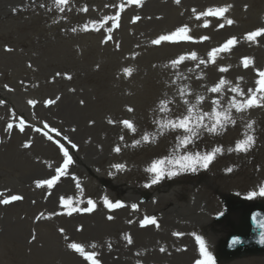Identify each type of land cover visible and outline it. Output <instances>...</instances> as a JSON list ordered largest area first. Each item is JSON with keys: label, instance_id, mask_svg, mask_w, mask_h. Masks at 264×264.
<instances>
[{"label": "rangeland", "instance_id": "1", "mask_svg": "<svg viewBox=\"0 0 264 264\" xmlns=\"http://www.w3.org/2000/svg\"><path fill=\"white\" fill-rule=\"evenodd\" d=\"M120 2L121 0H69L65 10L61 12L54 0H0V100L5 101L17 83L23 92H32L27 102L38 99L43 103L49 98L59 96L61 99L64 94L87 90L90 93L88 103H93L101 111V118H107L109 109L118 108L117 104H109L108 98L122 94L131 97L135 93V103L132 99H119V114L125 116L124 104L131 107L134 105L138 110H135L136 118L133 120L138 129L137 133L133 134L122 128V135L116 134L111 127L109 134L124 138L133 134L135 139H139L143 131L155 130L152 123L153 109L162 94L167 93L175 99L172 106L174 112L184 110L183 101L175 95L176 87L187 85L193 94L188 99L193 102L197 94L205 95L206 99L200 105L205 111L210 110L214 96L219 95L221 103L226 106L233 95L227 88L223 94L207 91L221 76L232 82L233 86L239 84L245 91L255 87L254 71L251 67L245 70L241 66V57L253 58L255 67L264 69V39L260 40L259 44H252L242 37L245 32L264 24V0H181L180 4H176L175 0H142V6L129 5L121 12L120 26L110 33L112 40L108 43L101 41L108 35L106 28L110 24L99 32L83 30L86 23L114 15L117 9L112 6ZM223 4L232 5L227 15L235 21L233 25L217 29L216 24L224 21L212 19V26L203 28L200 26L203 21L195 20L192 9L199 11L211 5ZM85 7L88 11H81ZM135 16L141 19L133 23L132 18ZM182 24H187L192 29V35H207L210 39L203 43H163L160 46L151 43L159 34L172 31ZM73 28L77 31L73 32ZM233 35L240 38V43L231 52L222 54L215 65H202L197 69L195 62L186 61L179 69L164 67L171 59L190 51H196L201 58H205L207 50ZM6 48L11 51H6ZM220 65L230 66L229 71L219 72L217 69ZM125 66L134 68L132 77L122 74L121 69ZM56 72L68 73L72 79L61 76L52 82ZM174 73L186 79H178L173 86L170 81L176 79ZM201 73L203 78L198 79ZM237 77L243 79L237 80ZM232 114L237 121L235 125L227 126L219 134L204 133L189 146V150L204 152L216 146L224 149L232 147L245 130V123L254 121L255 144L248 152L224 151L207 169L183 172L170 178L166 176L156 184L151 183L152 174L146 169L157 158L172 157L183 152V149H176L174 152L176 132L158 136L153 143H142L138 146L132 144L124 153L114 151L117 155L115 158L104 159L95 153L90 156V170H96L100 176L93 173L86 177L83 176L85 173H82L85 167L79 162L80 157L86 155V151L76 144L74 145L77 147L73 148L72 143H67V140L60 139L49 131L54 140L58 139L68 148L73 159L69 175L62 177L58 185L51 190L38 188L35 181L53 175L54 169L62 162V153L54 141H50L52 147L57 150L58 158L55 159L54 166L44 172L32 169L25 175H21L18 168L14 167L12 152L17 142L11 140L8 146L0 145V151L3 153L0 158V199L12 194L23 196L22 200L13 202H20L17 207H14L13 203L0 205V264H72L74 259L68 255L45 258L33 255L10 237L19 232L25 237L31 230L36 232L39 238L40 235L47 234L57 242L64 234L68 235L71 228L75 229L76 238H69L66 246L62 242L57 246L62 249L66 247L67 251L75 255L77 264H86L83 258L67 245L70 241H77L84 243L87 250H92L88 247L92 242L85 238L94 232L97 235L101 233L92 227L97 225L94 212L103 214L107 222L116 223L120 220L116 215L118 209L109 211L104 206L105 196L112 201H122L125 205L119 208L124 209L122 218L127 215L134 225L129 223L127 230L124 229V222L118 226L114 232L117 241L111 250L95 249L102 264H110V260H118L115 264H122L126 257H129L126 264H137L136 249L130 247L133 242L129 244L125 237L130 235L134 241L133 228H146L141 227L139 223L145 216L155 217L159 224L158 228L154 225L147 227H152L153 232L154 228L156 231H162L176 218L175 214L168 215L167 209L182 203H195L196 209L203 211L207 222L210 220L213 224L220 225L222 230L219 234L222 236L214 241L209 250L215 264H262L264 254L222 258L218 253L221 243L233 231V226L241 223V216L245 212L244 208L241 209L242 203L248 206L256 201L264 202V197L260 196L247 198L250 191H258L259 187L264 185V107L252 108L244 113L233 111ZM37 125L42 128L43 123ZM89 138L97 147L96 151L103 150L99 139ZM115 141L116 137L111 143ZM118 163L125 165L123 170L113 167ZM228 168L232 171H227ZM76 183L81 185L80 189H77ZM49 192L53 208L45 216H55L56 220L62 218L60 222L57 221V230H53L52 234L46 232V227L35 228L38 223L36 217L41 216L44 209L34 202ZM156 195L157 198L153 199ZM61 196L82 200L79 207H86L87 199L91 198L96 202V208L92 213H73L69 216L59 206ZM133 204L137 205L136 209L132 208ZM61 212L64 214H54ZM109 215L114 219L108 220L106 217ZM80 225H83V231H77ZM60 228L65 229L63 234L58 231ZM151 230L144 237L150 241L154 240L152 243H160V238L152 235ZM208 230L215 231L213 228ZM103 238L104 236H99L102 241ZM42 243L44 242L40 240V244Z\"/></svg>", "mask_w": 264, "mask_h": 264}, {"label": "snow or ice", "instance_id": "2", "mask_svg": "<svg viewBox=\"0 0 264 264\" xmlns=\"http://www.w3.org/2000/svg\"><path fill=\"white\" fill-rule=\"evenodd\" d=\"M180 2L181 0H175L176 4H180ZM54 4L61 12H63L65 10V6L69 4V0H54ZM129 5L142 6V0H121L118 5L112 6L117 9L114 15L105 16L102 20H93L90 24L86 23L83 25V30L86 32H99L104 29L106 25L110 24V26L106 28L108 35H105L104 39L101 41V43H108L112 40L110 33L120 26L119 20L121 12H123L124 9ZM231 7L232 5L230 4L211 5L199 11L197 9H192V12L194 13V18L196 21H203V23L200 24L201 27H211L212 19H216L217 21H224L223 23L216 24L217 29H223L226 25L231 26L235 23V21L229 18L227 15ZM81 11L87 12L88 9L85 7L81 9ZM140 19L141 17L135 16L132 18V22L135 23ZM72 31L75 32L77 29L73 28ZM191 33L192 29L187 24H182L172 31L159 34L151 41V43L155 46H160L163 43H203L204 41L210 39V37L207 35L196 37ZM242 38L249 43L259 44L260 40L264 39V24L245 32ZM239 43L240 38L233 35L226 38L223 43L207 50L205 58H201L196 51H190L182 53L171 59L169 64L165 65L164 67L179 69L186 61L195 62V67L197 69H199L202 65L205 67L209 64L215 65L222 54L231 52L233 48H235ZM116 47L119 49V44H117ZM5 50L11 51L9 48H6ZM241 66L245 70L249 69L250 67L253 69L256 77L254 81V88H248L247 91H245L239 86V84L233 86L232 82L226 80L223 76H221L220 79L210 88H207L208 92L214 94H223L227 88L228 91H230L233 95L227 101L226 106L221 103V99L219 95H217L211 99L210 110H203L200 105L205 101V95L197 94L195 96V102L189 100L188 97L193 94L187 85L175 88V95L179 96L185 105L183 111L174 112L172 106L175 104V99L170 97L167 93L162 94V96L158 98V101L153 109L154 118L152 123L155 126V130L151 132L148 130L143 131L140 134V138L133 141V146H138L142 143H153L158 138V136L165 135L168 132H176L177 136L176 142L174 144V152L176 149H183V152L180 154H174L172 157L165 156L157 158L151 162L146 171L152 174V184L158 183L166 176L170 178L183 172H196L201 168L207 169L209 165L216 159V157L219 154H222L224 151L246 153L255 144V135L253 131L255 122L250 121L245 123V130L242 132L240 138L235 141L234 146L232 147L224 149L221 146H216L204 152L189 150V146L204 133L219 134L224 131L227 126L235 125L237 121L232 114L233 111L237 113H244L252 108L264 107V69L255 67L254 59L247 56L241 57ZM229 67L230 66L220 65L217 70L221 73H227L229 71ZM97 68H99V65H97ZM121 71L124 76L130 78L134 73V68L131 66H125L121 69ZM189 71H192V69H189ZM174 75L176 76V79L170 81L171 85L173 86L176 85L178 79H186V77H182L178 73H174ZM61 76L68 80L72 79L71 75L68 73L62 74L60 72H56L52 77V82H54L57 77ZM202 78L203 73H201V76L198 77V79ZM242 79L243 77H237V80ZM5 87L7 88L8 86L5 85ZM72 91H74V89ZM59 99V96H56L54 99L49 98L44 101V104L45 106L54 105L57 103V101H59ZM4 103V100H0V104ZM37 103L38 101L36 100L28 101V104L32 106H35ZM80 103L83 104L84 101H80ZM126 111L132 113L134 112V108L128 106ZM90 123L94 124L95 121H90ZM108 123L121 126L123 129L133 134L137 133L138 131L137 126L132 119H109ZM29 126L30 125L23 116H20L19 118L13 116V119L7 123L5 130H18L19 132L23 133L25 128ZM33 130L42 132L48 140L54 141L62 153V162L54 169V174L48 178L38 179L35 181V184L38 188H47L51 190L58 185L62 177L69 175V168L73 164V159L68 148H66L64 144L60 143L58 139L54 140V137L49 134L50 130L59 136L58 130L50 129V126L47 124V122L43 123L42 128H34ZM64 139L67 140L68 138L64 137ZM124 139V136H120V140L123 141ZM69 143L71 144V141H69ZM71 146L73 148L77 147L74 144ZM22 147L30 148L31 143L25 142ZM113 151L119 153L121 151L120 145L115 146ZM49 167H51V165H49ZM113 167L116 170H123L125 165L118 163L113 165ZM227 171L231 172L232 169L228 168ZM73 179H75L74 176ZM76 187L77 189H80L81 185L76 183ZM50 194L51 193L49 192V195ZM257 196L264 197V185H261L258 191H250L247 194V198L249 199L256 198ZM22 199V195L12 194L6 198L0 199V205H8ZM80 203H82V200H76L66 196L59 197L60 208L65 210L66 214L69 216H71L73 213H92L96 208V202L91 198L87 199L86 207H79L78 205ZM103 203L109 211L125 206L122 201H112L107 196L103 198ZM132 208L136 209L137 205L133 204ZM54 214L59 215L64 214V212ZM41 218H43L42 215L36 217L37 220ZM106 218L108 220L114 219V217L111 215L107 216ZM129 223H131V221H129ZM139 223L141 227H147L150 225H154L157 228L159 227L158 221L155 217L145 216L139 221ZM261 227L264 228V222L261 223ZM58 231L63 234L65 229L60 228ZM77 231H83V225H80L77 228ZM174 235H180V233H174ZM35 239L36 235L33 234L32 240ZM125 239L129 244L133 242L130 235L126 236ZM196 240L199 243L201 258L194 260V264H215L214 258L207 250L204 240L199 236L196 237ZM239 242V239L233 240V244ZM260 243H264V233L261 234ZM67 246L80 257H82L86 264H102V261L99 259V253L95 251L97 245L94 242L88 246L92 250H87L84 243L77 241H70ZM110 246L111 245H109V247ZM161 251H164V249L161 248Z\"/></svg>", "mask_w": 264, "mask_h": 264}, {"label": "bare ground", "instance_id": "3", "mask_svg": "<svg viewBox=\"0 0 264 264\" xmlns=\"http://www.w3.org/2000/svg\"><path fill=\"white\" fill-rule=\"evenodd\" d=\"M26 83V82H24ZM27 84V83H26ZM61 86V84H58ZM15 89L12 88L10 95L7 96L5 103L0 104V145L8 146L11 140L17 142L14 151L12 152L14 167H17L21 175H25L26 172H29L32 169L37 171L44 172L45 169L51 168L55 164V159L58 157L56 148L52 147L50 140L47 139L42 132L34 131V128H39L37 123H44L47 120L50 129H56L59 132L60 139L67 137V143L71 141L72 144L79 145L78 147L83 151H86L84 157H80V164L84 165L85 168L82 173H85L83 176H89L90 174H95L100 176L97 172L90 170V156L98 153L102 158L109 159L115 158L117 155L114 153L113 149L115 146L120 145L121 151L124 153L135 140V136L130 134L128 138H125L123 141L120 140V136H113L109 134V129L112 127L116 134L122 135V127L118 125L109 124V119H132L136 117L135 107L134 112L129 113L126 111L128 107L127 104H124V109L126 111L125 116H120V104L119 99H135V93L131 97L126 96L125 94L118 95L112 98H108L107 102L111 105L117 104L118 108H111L110 114L108 113L107 118H101V111L96 108L93 103H88L90 93L87 90H78L73 94H64L57 103L49 107L45 106L44 102L40 100L35 106L29 105L27 99L32 95L31 91L23 92L20 85L17 83ZM25 100V103H24ZM80 101H84L83 104ZM135 103V101H134ZM138 111V110H137ZM13 116L19 118L23 116L24 119L30 125L25 128L23 133L18 130L6 131V125L13 119ZM120 116V117H119ZM90 121H95L94 124ZM32 122V123H31ZM36 123V124H34ZM115 127V128H114ZM50 131V130H49ZM56 135L55 132H52ZM89 137L94 139H99L100 144L104 147L100 152L96 151L97 147L90 140ZM116 137V141L111 143ZM25 142H30V148H24L22 145ZM70 144V143H69ZM18 145V147H17ZM110 146V148H108ZM114 146V147H111ZM1 148V147H0ZM0 151V158L3 156V153ZM8 155V154H7ZM77 158V157H76ZM75 161V160H74ZM51 165V167H49ZM55 168V167H54ZM90 185V184H89ZM51 195V194H50ZM50 195L44 193L40 199L36 200L34 203L43 208L44 211L41 214L43 218L38 220V223L35 228H45L48 234H52L57 230L55 216L51 218H46V213L53 208ZM153 199L157 198L156 196L152 197ZM152 199V200H153ZM189 202V201H188ZM20 205V202L13 203L14 207ZM195 203H182L174 204L167 209L168 215H176V218L165 226L162 231L153 232L152 227H146L141 229L140 227L133 228L134 241L130 247H135L137 255L135 258L137 264H194V260L200 259V247L199 243L196 240V237H201L207 247V250H210V247L216 241L220 235V225L213 224L212 222L206 221V216L203 215V211H199L195 207ZM123 210H116V215L120 219L118 222H107L104 215H100L99 212H94L93 215L96 218V224L94 227L97 232L101 231L99 235L95 232L90 237H86L87 241L94 242L97 245V249L103 251L111 250L117 239L114 234L115 230L118 229L119 225L125 223L124 229L127 230L129 226V221L134 225L133 220H129V217L125 215L123 218ZM82 217V216H81ZM182 222H184L182 224ZM167 223V219H166ZM182 224V225H181ZM212 224V226L210 225ZM150 228V229H148ZM213 228L215 231H210L208 229ZM151 230V234L160 238V243H152L154 240H147L144 236L148 234V231ZM75 229L71 228L68 232V235L64 234L60 240L55 242V238H50L47 234L41 236L40 238L36 232L29 231L25 237H22V233H16L11 235V238H14L13 241L19 243L24 249L29 250L33 255L36 254L38 257L43 256H59V255H68L74 259L72 264H77L76 256L67 251V248H58L57 244L62 242L66 246V242L69 238L74 239ZM180 233V235L172 236V233ZM25 233V232H24ZM33 234L36 235V239L32 240ZM132 234V233H131ZM99 236H104L103 241L99 239ZM67 238V239H66ZM40 240L44 243L40 244ZM52 241V243H50ZM109 245H111L109 247ZM104 246L106 248H104ZM120 247V245H118ZM127 247V246H126ZM161 248L164 251H161ZM122 249L120 248V251ZM122 264L128 263V258ZM106 259V258H104ZM119 262L118 260H110V264H115ZM264 264V259L262 261Z\"/></svg>", "mask_w": 264, "mask_h": 264}, {"label": "water", "instance_id": "4", "mask_svg": "<svg viewBox=\"0 0 264 264\" xmlns=\"http://www.w3.org/2000/svg\"><path fill=\"white\" fill-rule=\"evenodd\" d=\"M264 203L257 202L242 216V224L235 227V231L227 237L219 249L220 257L231 258L243 254L264 253V243H260L264 228ZM239 243L233 244V240Z\"/></svg>", "mask_w": 264, "mask_h": 264}]
</instances>
